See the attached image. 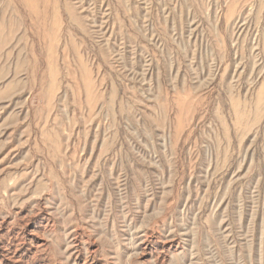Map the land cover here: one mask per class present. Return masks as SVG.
<instances>
[{
  "label": "rangeland",
  "instance_id": "rangeland-1",
  "mask_svg": "<svg viewBox=\"0 0 264 264\" xmlns=\"http://www.w3.org/2000/svg\"><path fill=\"white\" fill-rule=\"evenodd\" d=\"M0 264H264V0H0Z\"/></svg>",
  "mask_w": 264,
  "mask_h": 264
}]
</instances>
